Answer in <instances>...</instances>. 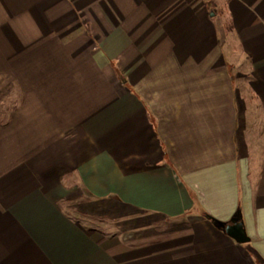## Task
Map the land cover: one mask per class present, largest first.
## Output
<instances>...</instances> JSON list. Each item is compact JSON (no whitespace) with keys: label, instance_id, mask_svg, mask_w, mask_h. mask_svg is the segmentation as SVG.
<instances>
[{"label":"crops","instance_id":"crops-1","mask_svg":"<svg viewBox=\"0 0 264 264\" xmlns=\"http://www.w3.org/2000/svg\"><path fill=\"white\" fill-rule=\"evenodd\" d=\"M0 264H264V0H0Z\"/></svg>","mask_w":264,"mask_h":264},{"label":"water","instance_id":"water-1","mask_svg":"<svg viewBox=\"0 0 264 264\" xmlns=\"http://www.w3.org/2000/svg\"><path fill=\"white\" fill-rule=\"evenodd\" d=\"M225 230L230 233L232 236L236 238L238 241H245L247 239V235L245 233L243 224L241 221H237L235 223H230L226 225Z\"/></svg>","mask_w":264,"mask_h":264},{"label":"rangeland","instance_id":"rangeland-1","mask_svg":"<svg viewBox=\"0 0 264 264\" xmlns=\"http://www.w3.org/2000/svg\"><path fill=\"white\" fill-rule=\"evenodd\" d=\"M250 111L252 112L251 109H250ZM250 114H251V113H250ZM255 117H256V116H254V117L252 118V116L250 115V119L252 118V119H251L252 121L257 119V118L255 119ZM256 129H257V128H256ZM251 132H252V131H251Z\"/></svg>","mask_w":264,"mask_h":264},{"label":"trees","instance_id":"trees-1","mask_svg":"<svg viewBox=\"0 0 264 264\" xmlns=\"http://www.w3.org/2000/svg\"><path fill=\"white\" fill-rule=\"evenodd\" d=\"M237 216H238V215H236V218H235V219H238V218H239V217L237 218Z\"/></svg>","mask_w":264,"mask_h":264}]
</instances>
